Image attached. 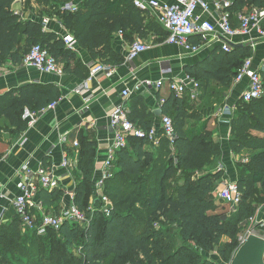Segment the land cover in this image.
I'll return each instance as SVG.
<instances>
[{
	"label": "trees",
	"instance_id": "trees-1",
	"mask_svg": "<svg viewBox=\"0 0 264 264\" xmlns=\"http://www.w3.org/2000/svg\"><path fill=\"white\" fill-rule=\"evenodd\" d=\"M16 1L0 0V65H22L31 48L41 45L65 74L85 78L76 52L66 48L59 36L43 32V17L61 19L80 49L94 60L113 65L121 62L112 49L114 35L123 32L132 43L135 38L149 39L161 27L148 21L147 13L131 0H86L77 13L61 10L70 0H23L38 6L39 20L34 21L22 20L14 10ZM231 1L232 17L264 9V0ZM250 57L249 47L221 51L210 64L188 73L198 81L202 79L201 90L210 88L211 81L217 83L221 89L212 92L222 104ZM261 75L264 82V71ZM61 96L53 85L14 89L0 98V120L5 119L13 131L22 133L27 130L23 120L26 109L40 111ZM188 105L186 98L175 93L161 105L162 116L170 117L174 124L172 140L160 132L159 144L153 146L147 138L131 137L127 148L116 153L114 176L105 187L112 203L109 216L102 210L101 200L96 199L94 209L88 216L85 213L89 225L65 223L59 231L49 230L43 236L25 234L16 216L0 226V264H219L208 259L212 253L229 264L240 246L241 226L257 213L254 198L258 191L264 198V97L249 103L241 99L231 120L232 151L251 154L240 165L237 185L241 202L225 219L216 212L214 200L222 174L209 171L222 155V148L205 123L191 126V121L202 119L197 113L190 115ZM154 115L141 98L135 99L129 113L130 120L145 131L154 128ZM78 151L74 203L84 212L95 187L97 142L81 138ZM64 193L60 189L41 190L39 199L49 212L56 213L61 210ZM7 253L15 254V260Z\"/></svg>",
	"mask_w": 264,
	"mask_h": 264
},
{
	"label": "crops",
	"instance_id": "crops-1",
	"mask_svg": "<svg viewBox=\"0 0 264 264\" xmlns=\"http://www.w3.org/2000/svg\"><path fill=\"white\" fill-rule=\"evenodd\" d=\"M85 1L70 0L62 7L70 4L80 8V5ZM157 1L161 4H177V0ZM38 9L34 1L27 3L17 0L14 4L15 12L21 15L23 21L39 20L37 18ZM213 12L216 14L214 10ZM145 13H147L148 21H155L159 25L153 12ZM198 13L202 14L204 19L214 22L217 18V14L216 16L215 14H203L201 10ZM44 18L46 17H43L42 20ZM49 19L50 23L43 31L44 33H53L60 38L72 34L61 19L57 17ZM232 24L234 27L239 25L235 14L232 17ZM135 41H142L149 48L131 59L130 51L134 42L127 41L124 35H120V32L114 35L112 49L121 58V62L114 65L94 60L87 51L80 49L77 45L73 52H76L85 68L84 79L65 73L61 75L46 74L24 64L19 66H14L11 63L0 65V98L14 89L32 84L53 85L62 93L61 98L57 101V107L40 116L36 123L30 124L23 119L27 123V130L22 133L13 131L5 119L0 120L2 130L0 135V190L4 195L3 198H0V226L16 217L11 201L20 193L19 183L21 180L18 172L24 164L31 165L33 170H37L41 166L47 167L57 177H60L62 188L65 189L61 208L69 204L70 195L68 193L74 194L76 187L75 172L71 174V172L62 169L60 163L65 153L72 157L78 155L79 148H75L73 145L77 142L80 146L81 138L86 137L97 142L94 173V184L96 183L100 178V169L107 158V151L113 140L109 114L114 107L124 103L122 94L125 90L130 92L129 100L126 101L129 113L135 99L141 98L150 111L155 114L156 111L161 110L163 101L172 93L168 87L169 81L180 80L186 75H191L188 73L190 70L210 64L223 51L222 45L225 42H229L232 49L249 47L251 49L249 59H252L255 70H260L264 64V40L258 39L256 33L251 36H237L231 40H227L219 34L218 41L207 44L202 43L200 39L193 38V43L204 45L197 54H191L181 46L169 44L167 33L162 27L158 33L152 32L149 39L135 38ZM100 63L110 66L113 72L110 76L106 73H99L92 81H89L91 69ZM163 79L166 84L159 90L145 86L147 81L157 82ZM199 81L202 82V79ZM248 84V79L240 83L233 82L224 95L222 104L216 102L215 93L212 92V90L221 89L214 81L209 83L210 88L208 89L201 90L200 87V96L196 100L192 99L190 90L182 95L189 102L187 108L189 114L197 113L201 116L202 121L195 123L197 125L205 123L207 130L213 134L215 142L221 145L222 155L214 160L209 171L213 174H222V183L237 182L241 177V162L248 159L245 151L236 154L230 145L231 120ZM226 108L231 109V115L224 114ZM162 118V115L160 117L154 115L153 127L159 133H162ZM261 216L264 219V215Z\"/></svg>",
	"mask_w": 264,
	"mask_h": 264
},
{
	"label": "built area",
	"instance_id": "built-area-1",
	"mask_svg": "<svg viewBox=\"0 0 264 264\" xmlns=\"http://www.w3.org/2000/svg\"><path fill=\"white\" fill-rule=\"evenodd\" d=\"M134 6L142 12H153L159 25L167 33V42L172 45L183 47L191 54L199 53L204 44L212 41H218V35L231 40L237 36H251L257 34V38L264 40V9H253L237 14L239 25L234 27L232 24V1L231 0H177V4L168 5L161 4L157 0H131ZM63 12L77 13L79 7L67 4L61 8ZM215 14L217 17L214 21L204 19L202 14ZM50 23L49 18L42 20L43 31L46 30ZM123 36L124 33L120 32ZM193 38L202 40V43L195 44ZM63 42L69 50L74 51L78 45L74 35L68 34L62 38ZM149 46L142 41H135L131 46L130 58H135L140 53L146 51ZM224 52L232 50L229 42L222 45ZM24 65L34 67L38 71L51 75H61L64 73L61 65L52 57L47 49L41 45H34L23 62ZM264 71V64L260 70L253 68L252 59H247L235 77L234 82L240 83L245 79L249 80L247 89L242 94V100L246 103L254 100H260L264 97V82L261 72ZM113 69L103 63L95 65L90 72V79L99 73L111 75ZM166 84V81L157 82L147 81L145 86L159 90ZM169 90L178 96H182L187 90L191 91V97L196 100L200 96V83L191 75H186L180 80L169 81ZM79 92V91H78ZM124 103L114 107L109 114L110 128L113 132L112 144L108 148L107 158L103 162L100 169V178L95 183V200L99 199L103 203V211L106 215H110V207L112 205L110 199L105 194L106 182L114 176V161L116 153L119 150L126 149L131 137L145 139L147 138L153 146L159 144V131L155 128L145 131L137 127L129 117V111L126 107V101L129 100L130 92L125 90L122 94ZM58 102L48 105L46 108L33 112L26 109L23 119L30 124L36 123L40 116L54 110ZM225 115H231L230 108H226ZM162 135L169 139L175 136V128L170 117L162 118ZM79 148L77 142L73 145ZM78 155L72 157L65 153L62 157L60 167L73 174L78 170ZM18 175L20 177L19 195L11 202L15 209L16 216L20 218L22 229L24 232L37 233L40 236L46 235L49 230L59 231L65 223L77 224L79 226L89 225L87 216L84 212L77 208L74 203V194L68 193L70 196L69 204L63 206L59 212L52 213L38 199L39 192L45 190L53 192L62 188L60 177L50 171L47 167L41 166L37 170H33L31 165L24 164ZM218 198L233 207L239 206L241 202V194L238 189L237 182H223L219 187ZM4 195L0 190V198ZM264 215V208L261 210ZM260 235L264 237V219L259 222ZM255 232L256 231H250Z\"/></svg>",
	"mask_w": 264,
	"mask_h": 264
},
{
	"label": "rangeland",
	"instance_id": "rangeland-1",
	"mask_svg": "<svg viewBox=\"0 0 264 264\" xmlns=\"http://www.w3.org/2000/svg\"><path fill=\"white\" fill-rule=\"evenodd\" d=\"M37 9V7H36ZM235 113V112H234ZM195 124V122L191 121V126L193 127ZM246 153V156L249 157V155L251 154L250 152H247L245 151ZM247 162L246 159L242 160L241 164L242 163H245ZM112 185H114L112 183ZM94 192L92 193L91 197L89 196L87 201H86V204H85V207L83 209L84 213L87 214L88 216V213L89 211L93 208L94 209V201H95V188L93 190ZM260 191H258V195L255 196L254 198V203L257 205V213L251 217L250 219H248L241 227H242V231H241V234L239 236V245H241L244 241V238L245 236L250 232V231H256V234H259L260 233V227L258 226L259 222H261L262 220V216H261V210L262 208H264V198L260 197ZM215 202H216V206H217V209H216V212L222 216V218H229L230 216H232L234 214V211H235V207L231 206V205H228L226 204L225 202L223 201H220V199L218 198V194L216 192V197L214 198ZM92 209V210H93ZM27 233H31V232H25V234ZM261 234V233H260ZM259 234V235H260ZM3 253V252H2ZM4 254V253H3ZM17 254V253H16ZM8 256V258H10V260H15V254H11V253H7L6 254ZM208 259L209 260H215L217 261L219 264H223V262L220 260L219 256L215 253H212V254H209L208 256ZM1 260H4V258H1ZM6 261V260H4Z\"/></svg>",
	"mask_w": 264,
	"mask_h": 264
},
{
	"label": "water",
	"instance_id": "water-1",
	"mask_svg": "<svg viewBox=\"0 0 264 264\" xmlns=\"http://www.w3.org/2000/svg\"><path fill=\"white\" fill-rule=\"evenodd\" d=\"M155 114L160 117L162 111H156ZM229 264H264V237L249 232Z\"/></svg>",
	"mask_w": 264,
	"mask_h": 264
}]
</instances>
